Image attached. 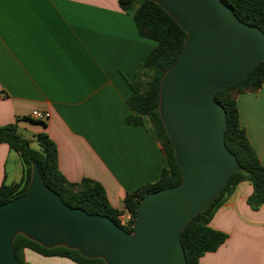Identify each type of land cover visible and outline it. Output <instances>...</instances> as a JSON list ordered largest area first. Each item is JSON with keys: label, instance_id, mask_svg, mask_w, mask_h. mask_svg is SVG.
<instances>
[{"label": "crops", "instance_id": "crops-1", "mask_svg": "<svg viewBox=\"0 0 264 264\" xmlns=\"http://www.w3.org/2000/svg\"><path fill=\"white\" fill-rule=\"evenodd\" d=\"M155 46L117 0H0V127L16 123L27 139L46 133L59 172L69 182H98L109 204L123 210L125 195L155 183L167 166L149 124H125L129 81ZM236 104L264 163V83ZM33 110L49 118L31 120ZM22 173L19 156L0 143V186L18 183ZM251 193L240 183L213 214L209 226L227 238L199 264H264V202L253 210ZM24 264L76 263L25 250Z\"/></svg>", "mask_w": 264, "mask_h": 264}, {"label": "water", "instance_id": "water-1", "mask_svg": "<svg viewBox=\"0 0 264 264\" xmlns=\"http://www.w3.org/2000/svg\"><path fill=\"white\" fill-rule=\"evenodd\" d=\"M148 1L187 35L158 90V115L180 182L144 195L127 232L107 216L65 204L32 161L24 194L0 205V264H16L18 235L105 264H186L183 229L243 170L225 145L226 113L214 96L264 61L263 33L240 21L221 0Z\"/></svg>", "mask_w": 264, "mask_h": 264}, {"label": "trees", "instance_id": "trees-1", "mask_svg": "<svg viewBox=\"0 0 264 264\" xmlns=\"http://www.w3.org/2000/svg\"><path fill=\"white\" fill-rule=\"evenodd\" d=\"M221 1L233 10L240 21L257 27L264 35V0ZM117 3L121 10L132 16L139 35L156 43L155 48L142 60L129 81L131 93L126 104L132 114L125 118V124L143 127L146 121L161 145L167 166L162 169L155 183L144 185L126 194L123 199V210H118L109 204L106 193L98 182L89 178H82L75 183L69 182L59 172L56 146L46 133H38L31 139H27L18 132L16 123L9 124L0 127V143H5L19 156L23 173L18 183L1 184L0 205L24 194L30 180L31 163L35 161L47 187L56 192L65 204L82 209L88 214L107 216L119 227L131 232L139 200L147 193L173 187L180 182L181 171L176 162L172 144L158 115V90L162 75L174 63L187 35L154 2L117 0ZM263 83L264 61L256 65L246 79L217 92L214 96L226 113L225 145L243 170L233 174L208 208L195 216L183 229L180 241L186 264H199V259L203 255L216 251L225 242L227 236L223 232L212 229L209 222L240 183L248 182L252 187V193L247 202L253 210L264 202V163L259 161L244 128L240 125L236 104L239 95L256 93ZM125 212L129 214V219L123 223L120 217ZM25 250L44 257L67 258L76 264H105L101 259H88L77 251L64 247L44 248L22 235H18L14 240L16 264H24Z\"/></svg>", "mask_w": 264, "mask_h": 264}, {"label": "built area", "instance_id": "built-area-1", "mask_svg": "<svg viewBox=\"0 0 264 264\" xmlns=\"http://www.w3.org/2000/svg\"><path fill=\"white\" fill-rule=\"evenodd\" d=\"M28 118L34 121H45L49 118V113L46 111L33 110L29 113Z\"/></svg>", "mask_w": 264, "mask_h": 264}]
</instances>
